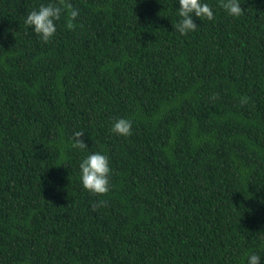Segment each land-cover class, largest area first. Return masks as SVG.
Listing matches in <instances>:
<instances>
[{
  "label": "trees",
  "instance_id": "16d2710c",
  "mask_svg": "<svg viewBox=\"0 0 264 264\" xmlns=\"http://www.w3.org/2000/svg\"><path fill=\"white\" fill-rule=\"evenodd\" d=\"M68 2L45 44L24 20L58 0H0V264H264V0L185 35L178 0Z\"/></svg>",
  "mask_w": 264,
  "mask_h": 264
},
{
  "label": "clouds",
  "instance_id": "9594fccd",
  "mask_svg": "<svg viewBox=\"0 0 264 264\" xmlns=\"http://www.w3.org/2000/svg\"><path fill=\"white\" fill-rule=\"evenodd\" d=\"M180 17L176 24V31L180 35H185L197 29L193 22V15L198 19L214 20L212 8L201 0H178ZM228 15L239 17L243 14V9L239 0H219L218 5ZM62 13L66 14V27H75L73 21L79 15L68 0H58V3L41 4L38 9L32 10L26 16L24 24L33 29V32L40 37L43 43L47 44L56 32V21L61 19ZM132 123L127 119H118L112 125L111 131L118 135L127 137L132 134ZM83 132H75L71 139V147L85 150L87 148L82 137ZM80 181L84 190L95 196H103L109 191L110 166L106 155L99 152L88 155L79 164ZM261 257L251 254L247 259V264H260Z\"/></svg>",
  "mask_w": 264,
  "mask_h": 264
}]
</instances>
